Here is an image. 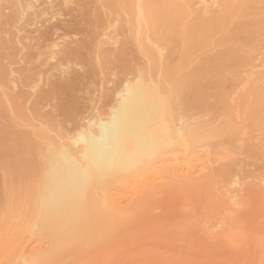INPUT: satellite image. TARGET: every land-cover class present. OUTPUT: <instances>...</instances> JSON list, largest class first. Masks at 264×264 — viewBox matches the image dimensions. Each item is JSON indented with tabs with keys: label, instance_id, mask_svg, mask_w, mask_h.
Wrapping results in <instances>:
<instances>
[{
	"label": "bare ground",
	"instance_id": "6f19581e",
	"mask_svg": "<svg viewBox=\"0 0 264 264\" xmlns=\"http://www.w3.org/2000/svg\"><path fill=\"white\" fill-rule=\"evenodd\" d=\"M0 264H264V0H0Z\"/></svg>",
	"mask_w": 264,
	"mask_h": 264
}]
</instances>
